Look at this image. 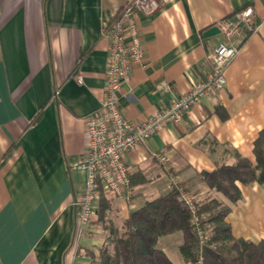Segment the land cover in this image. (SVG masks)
<instances>
[{
    "label": "crops",
    "instance_id": "1",
    "mask_svg": "<svg viewBox=\"0 0 264 264\" xmlns=\"http://www.w3.org/2000/svg\"><path fill=\"white\" fill-rule=\"evenodd\" d=\"M128 1L0 0V264H88L83 250L102 244L97 215L77 242L73 201L85 175L68 162L86 153V121L105 99L109 41L102 32ZM249 7L258 29L236 37L241 49L226 88L127 154L130 194L113 198L115 223L175 182L196 201L215 197L229 206L236 238L264 240V187L237 182L242 200L234 204L199 181L237 156L256 164L254 144L264 129V0H171L153 15L138 13L145 64L133 67L119 105L142 123L189 92L226 42L220 22ZM175 256V264H188Z\"/></svg>",
    "mask_w": 264,
    "mask_h": 264
},
{
    "label": "built area",
    "instance_id": "2",
    "mask_svg": "<svg viewBox=\"0 0 264 264\" xmlns=\"http://www.w3.org/2000/svg\"><path fill=\"white\" fill-rule=\"evenodd\" d=\"M171 0H129L102 32L109 41L105 99L99 111L86 121L87 149L84 156L69 160L72 170L85 175L84 189L74 197L76 239L88 230L97 212L98 190L101 184L105 196L125 199L130 194L129 170L126 156L141 144H146L155 133L169 124L179 123L183 115L213 93L227 85V69L238 56L241 43L235 39L243 29L253 27L252 8L237 13L233 19H224L219 26L226 42L220 44L211 57V68L206 76L192 86L189 92L174 99L164 110L147 121L139 123L127 119L121 112L120 90L129 80L135 65L144 66L145 48L137 20L138 13L153 15ZM76 80L83 83L82 76ZM168 89V87H167ZM154 158L165 164L166 158L154 153ZM177 184L170 185L172 189ZM185 203L196 211L195 199L181 190ZM195 219H198L196 216ZM199 235L203 237L200 232Z\"/></svg>",
    "mask_w": 264,
    "mask_h": 264
},
{
    "label": "trees",
    "instance_id": "3",
    "mask_svg": "<svg viewBox=\"0 0 264 264\" xmlns=\"http://www.w3.org/2000/svg\"><path fill=\"white\" fill-rule=\"evenodd\" d=\"M254 154L256 164L237 156L234 164H218L214 171L200 173L199 181L237 204L242 200L237 182L264 187V129L255 141ZM181 190L185 191L176 185L167 194L147 200L118 224L109 219L113 198L105 196L100 184L95 223L105 235L100 246L83 250L88 264H175L158 243L178 232L183 237L179 251L188 264H264V240L236 238L227 221L229 206L213 197L195 201L196 211H192Z\"/></svg>",
    "mask_w": 264,
    "mask_h": 264
},
{
    "label": "rangeland",
    "instance_id": "4",
    "mask_svg": "<svg viewBox=\"0 0 264 264\" xmlns=\"http://www.w3.org/2000/svg\"><path fill=\"white\" fill-rule=\"evenodd\" d=\"M196 201V200H195ZM120 219L117 221L118 224H120ZM180 232L179 233H176L174 235H170V236H167L164 240L165 241H162V242H165L164 243V246H166L168 249H169V254H170V257H172L170 260L175 263V260L176 259V254L181 255L180 251H179V244L181 243V238H180ZM160 243L159 247H163V243ZM94 250V249H93ZM163 250V249H162ZM168 256V255H167ZM182 264V263H181Z\"/></svg>",
    "mask_w": 264,
    "mask_h": 264
}]
</instances>
